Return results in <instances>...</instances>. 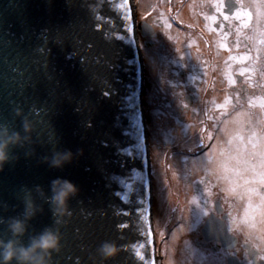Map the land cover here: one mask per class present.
Wrapping results in <instances>:
<instances>
[{
	"label": "water",
	"instance_id": "water-1",
	"mask_svg": "<svg viewBox=\"0 0 264 264\" xmlns=\"http://www.w3.org/2000/svg\"><path fill=\"white\" fill-rule=\"evenodd\" d=\"M132 2L0 0V120H12L17 108L31 117L43 145L38 156L56 148L83 151L63 170L21 153L0 172V199L10 204L23 186L47 189L57 176L80 189L53 264H97L105 241L121 249L110 264H158ZM51 222L46 207L34 226Z\"/></svg>",
	"mask_w": 264,
	"mask_h": 264
},
{
	"label": "rangeland",
	"instance_id": "rangeland-1",
	"mask_svg": "<svg viewBox=\"0 0 264 264\" xmlns=\"http://www.w3.org/2000/svg\"><path fill=\"white\" fill-rule=\"evenodd\" d=\"M132 1L136 22L154 19L153 12L156 5L159 6V11L168 10L171 15L164 17L171 20L168 48V55H171L170 60L167 55L165 58L156 50L145 47L137 34L142 57L143 113L152 181V222L157 262L159 264H195L189 259L188 253L199 232L196 231L197 224L190 226L195 219L193 215L189 216L191 211L186 203L188 199L191 203H197L196 198L192 196L193 186L200 181L203 175L202 169L209 166L220 177L216 182L214 175L211 176L214 180L212 182L214 194L235 215L234 224L239 229L242 240L249 239L264 252V215H262L264 210H256L261 205L260 196L257 197L254 194L251 197L254 212L250 213V216L254 215V226L249 227L241 223L239 219L244 217L248 196L246 195L241 200L227 191L231 186L229 179L232 177L230 173L225 174L219 166L222 159L221 150H227L229 147L226 143L228 139L238 135L246 143L253 130L258 133L264 131V108L261 107L264 105V43L260 42V34L264 32V19L258 17V13L264 11L261 7L264 5V0H239L245 5L255 22L253 29L246 32L254 48L249 58L247 56L241 58V61L249 65V69L239 70V73L246 75L245 79L250 82L248 101H238V109H231L228 113L222 114L219 120L214 124L211 123L210 128L207 124V127L204 126L205 122L203 123L202 118L191 123V121L188 122V117L187 127H183V120H172L165 110L160 107L156 108L158 101L155 94L149 92L156 76L166 73L167 67L161 63H166L169 68L172 64H181L184 58L196 63L195 60L199 59L202 54L210 55V47L202 46V48L195 49L194 46L210 40L215 41L216 35L210 32L207 35L198 32L201 24L199 18L201 11L199 9L198 14L194 5L189 8L181 7V0L177 2L174 0ZM215 53L218 62H221L223 72L226 64L225 57L228 55L221 53L220 49L215 50ZM171 99L172 97H169V100ZM227 103L232 107V101ZM204 128L208 131L204 132ZM161 131L165 132L164 136L161 135ZM209 134L212 136L211 140L208 138ZM201 138L204 147L198 151L199 148L197 149L194 142ZM192 147L196 149L194 152H192L194 150L191 149ZM189 149L191 151H188ZM194 160H197L195 164L203 162V165L195 166ZM226 175L229 179L225 178ZM252 187L258 188L259 186L252 185ZM250 223H252L251 220Z\"/></svg>",
	"mask_w": 264,
	"mask_h": 264
},
{
	"label": "flooded vegetation",
	"instance_id": "flooded-vegetation-1",
	"mask_svg": "<svg viewBox=\"0 0 264 264\" xmlns=\"http://www.w3.org/2000/svg\"><path fill=\"white\" fill-rule=\"evenodd\" d=\"M181 1V7L189 8L194 5L198 14L200 9L201 24L198 27V32L205 35L209 32L214 33L215 41L210 40L200 43L199 46H194L195 49L202 48V46L210 47V55L202 54L199 59L195 60L196 63L192 60L189 62L186 58L182 60L181 64H172L171 68L166 63H161L167 67L166 73L156 76L150 86L149 93L155 94L158 101L156 108L160 107L165 110L172 120H183V127L186 128L189 121L194 123L197 119L202 118L203 123L205 122L204 126L207 124L210 128L211 123L214 124L219 120L222 114L228 113L231 109H238V101H248L250 82L245 79L246 75L239 73V70L249 69V65L241 61V58L246 56L249 58L254 48V44L249 40L246 32L253 29L252 26L255 22L245 5L239 0ZM217 2L220 7H213ZM158 7V5L154 6V19L136 22L137 34L145 47L156 50L165 58L168 56L170 60L171 55H168V48L171 20L165 19V16L170 17L171 15L170 11H159ZM238 12L241 15L247 14L248 18L244 20L237 18ZM225 16L229 19L226 20ZM187 25L190 28L189 23ZM217 49L228 55L225 57L226 64L223 72L221 62L219 63L216 57L215 50ZM141 94L143 107V85ZM169 97L172 99L169 100ZM230 101H232V107L227 103ZM187 117L189 118L188 122ZM206 131L208 130L205 129L204 132ZM161 135L164 136L165 132L161 131ZM202 171L203 175H201L200 181L193 186L192 196L196 198L197 203H191L190 199L186 203L191 211L189 216L193 215L195 219L190 226L197 224L196 231L199 232L194 246L191 245L189 248V259L195 264H228V261L233 258L238 264L240 262L242 264H264V261L259 258L260 255H264V252L259 250L249 239L242 240L241 233L234 224L235 215L223 201L215 196L212 185L214 180L211 176L214 175L215 181L218 182L219 175L211 169V166L202 169ZM242 218L240 217L239 221ZM208 222L212 224L206 228L204 235L203 230ZM213 249L223 256V261L217 259Z\"/></svg>",
	"mask_w": 264,
	"mask_h": 264
},
{
	"label": "clouds",
	"instance_id": "clouds-1",
	"mask_svg": "<svg viewBox=\"0 0 264 264\" xmlns=\"http://www.w3.org/2000/svg\"><path fill=\"white\" fill-rule=\"evenodd\" d=\"M42 146L34 120L22 109L14 110L12 120H0V172L18 162L21 153L25 159L37 157V149ZM82 155V150L56 148L39 155L38 163L51 170H63ZM21 191V196L14 197V204L0 199V264H53L62 251V227L72 216L71 202L80 189L71 180L57 176L47 189L36 184L23 186ZM46 207L52 222L37 230L35 221L45 214ZM120 251L115 242H103L95 252L97 264H110Z\"/></svg>",
	"mask_w": 264,
	"mask_h": 264
},
{
	"label": "snow or ice",
	"instance_id": "snow-or-ice-1",
	"mask_svg": "<svg viewBox=\"0 0 264 264\" xmlns=\"http://www.w3.org/2000/svg\"><path fill=\"white\" fill-rule=\"evenodd\" d=\"M213 7L219 8L220 5L217 2ZM261 7L264 8V5ZM127 15L128 13L125 12V18H127ZM236 16L242 20L248 18L247 14L241 15L239 12ZM258 17L264 19V11L258 13ZM225 19L227 20L229 17L225 16ZM260 42L264 43V32L260 34ZM2 60L3 57H0V61ZM9 66L11 67V65ZM20 75L21 78H23V73ZM104 95L107 96L108 93L105 92ZM261 107L264 108V105H261ZM208 138L211 140L212 136L209 134ZM194 143L197 148L204 147L202 138L197 139ZM226 143L229 147L227 150H221L222 159L219 162V166L225 174L230 173L232 177L229 179L227 175L225 176L226 179H229V184L231 185L227 191L241 200L244 199L246 195L248 196V204L245 207L244 217L241 223L253 227L254 215L250 216V213L254 212L251 201L252 195L255 194L260 196L261 205L259 209L256 210H264V131L258 133L253 130L246 143H244L243 138L238 135L228 139ZM252 185H258L259 187H252ZM125 202L127 203L128 201L126 200ZM140 203L142 204L143 202L141 201ZM117 214L119 215L120 213L118 212ZM124 214L127 215V213ZM262 215H264V211H262ZM250 220L252 223H250ZM145 243H147V240H145ZM212 251L215 252L217 259L223 261V256H221L217 250L213 249ZM136 255L140 261H144L145 256L140 255L139 252H137ZM259 258L261 261H264V255H260ZM228 264H238V262L233 258L228 261ZM240 264H242V262H240Z\"/></svg>",
	"mask_w": 264,
	"mask_h": 264
},
{
	"label": "bare ground",
	"instance_id": "bare-ground-1",
	"mask_svg": "<svg viewBox=\"0 0 264 264\" xmlns=\"http://www.w3.org/2000/svg\"><path fill=\"white\" fill-rule=\"evenodd\" d=\"M200 136H202V135L200 134ZM196 161H197V160H194V161H193L195 166L203 165V162H201V163L198 162L199 165H198V164H195ZM196 163H197V162H196ZM192 164H193V163H192ZM195 169H196V168H195ZM153 232H154V229H153ZM155 248H156V247H155ZM155 254H156V252H155ZM155 256L157 257V255H155ZM157 263H158V262H157ZM158 264H159V263H158Z\"/></svg>",
	"mask_w": 264,
	"mask_h": 264
}]
</instances>
